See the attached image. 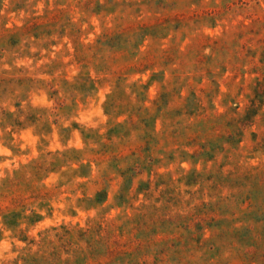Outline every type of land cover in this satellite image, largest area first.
<instances>
[{
  "label": "rangeland",
  "instance_id": "374dc122",
  "mask_svg": "<svg viewBox=\"0 0 264 264\" xmlns=\"http://www.w3.org/2000/svg\"><path fill=\"white\" fill-rule=\"evenodd\" d=\"M0 264H264V0H0Z\"/></svg>",
  "mask_w": 264,
  "mask_h": 264
}]
</instances>
